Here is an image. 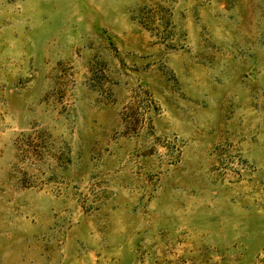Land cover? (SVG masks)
<instances>
[{"label":"rangeland","instance_id":"rangeland-1","mask_svg":"<svg viewBox=\"0 0 264 264\" xmlns=\"http://www.w3.org/2000/svg\"><path fill=\"white\" fill-rule=\"evenodd\" d=\"M0 264H264V0H0Z\"/></svg>","mask_w":264,"mask_h":264}]
</instances>
